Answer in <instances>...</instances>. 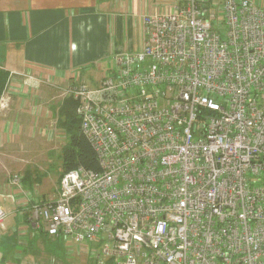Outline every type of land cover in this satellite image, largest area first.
Masks as SVG:
<instances>
[{"label": "built area", "instance_id": "1", "mask_svg": "<svg viewBox=\"0 0 264 264\" xmlns=\"http://www.w3.org/2000/svg\"><path fill=\"white\" fill-rule=\"evenodd\" d=\"M263 5L171 0L99 86L68 87L99 169L61 174L30 227L93 264H264Z\"/></svg>", "mask_w": 264, "mask_h": 264}, {"label": "crops", "instance_id": "2", "mask_svg": "<svg viewBox=\"0 0 264 264\" xmlns=\"http://www.w3.org/2000/svg\"><path fill=\"white\" fill-rule=\"evenodd\" d=\"M170 2L0 0V68L8 73L0 95V204L8 211L0 227V264H70L61 249L87 264V254L75 246L30 227L26 207L48 199L32 187L40 176L22 164L23 153L39 136L66 137L56 114L70 96L64 88L78 82L88 86L89 80L97 87L116 54L143 45V17ZM15 174L22 177V191L10 184ZM12 193L14 205L7 197ZM56 195L57 190L49 199Z\"/></svg>", "mask_w": 264, "mask_h": 264}, {"label": "rangeland", "instance_id": "3", "mask_svg": "<svg viewBox=\"0 0 264 264\" xmlns=\"http://www.w3.org/2000/svg\"><path fill=\"white\" fill-rule=\"evenodd\" d=\"M109 68L110 67H107L106 70ZM87 83L88 88L96 86L91 83L90 80ZM44 138V136H39L37 141L31 140L27 143V154L25 155L23 153L22 164H26L33 170L35 175L37 174V176H40L39 182L33 183L32 187L39 191V194L44 196L45 199H49L56 190L58 193L57 186L59 185L58 174H60L61 170V150L63 149L64 144L67 142V139L61 138V136H59L57 140L47 141ZM31 178L32 177H30V179ZM27 186H29V188L31 187L30 182L28 181L26 183V187ZM61 254L63 259L64 257L68 256L67 261H69L70 264H78V258H76L73 253H71L70 256L65 253L64 249H61ZM87 264L93 263L90 260H87Z\"/></svg>", "mask_w": 264, "mask_h": 264}, {"label": "trees", "instance_id": "4", "mask_svg": "<svg viewBox=\"0 0 264 264\" xmlns=\"http://www.w3.org/2000/svg\"><path fill=\"white\" fill-rule=\"evenodd\" d=\"M8 73L0 68V95L7 83ZM77 101L71 96L63 100L58 109L57 126L66 133L67 142L64 144L61 154V174L77 166L98 170L99 164L96 154L86 136L81 130L80 118L76 113Z\"/></svg>", "mask_w": 264, "mask_h": 264}, {"label": "bare ground", "instance_id": "5", "mask_svg": "<svg viewBox=\"0 0 264 264\" xmlns=\"http://www.w3.org/2000/svg\"><path fill=\"white\" fill-rule=\"evenodd\" d=\"M143 19H144V17H143ZM143 23H144V21H143ZM103 78V77H102ZM102 80V79H101ZM100 83H101V81H100ZM100 83L97 85V86H99L100 85ZM74 84H76V83H74ZM73 84H71V85H69L68 87H70V86H72ZM68 87H66L65 88V92L67 93V88ZM68 94V93H67ZM76 108H77V105H76ZM77 112V111H76ZM79 115V114H78ZM79 118H80V124H81V116L79 115ZM79 124V125H80ZM81 126V125H80ZM82 130V129H81ZM83 132V131H82ZM84 134V133H83ZM85 135V134H84ZM78 167V166H77ZM76 168V167H75ZM74 169V168H73ZM15 176V175H14ZM61 177V176H60ZM59 180H60V178H59Z\"/></svg>", "mask_w": 264, "mask_h": 264}]
</instances>
